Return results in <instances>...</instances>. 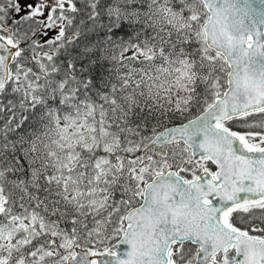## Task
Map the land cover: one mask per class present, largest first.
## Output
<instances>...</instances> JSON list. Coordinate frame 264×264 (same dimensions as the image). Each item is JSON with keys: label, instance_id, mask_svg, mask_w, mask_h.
Masks as SVG:
<instances>
[{"label": "snow or ice", "instance_id": "6c2138e0", "mask_svg": "<svg viewBox=\"0 0 264 264\" xmlns=\"http://www.w3.org/2000/svg\"><path fill=\"white\" fill-rule=\"evenodd\" d=\"M0 264H264V0H0Z\"/></svg>", "mask_w": 264, "mask_h": 264}]
</instances>
